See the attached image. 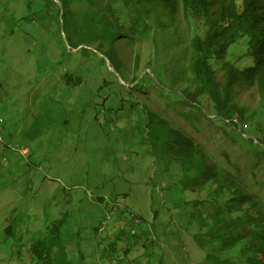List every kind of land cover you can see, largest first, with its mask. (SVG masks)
Wrapping results in <instances>:
<instances>
[{
  "label": "rangeland",
  "instance_id": "374dc122",
  "mask_svg": "<svg viewBox=\"0 0 264 264\" xmlns=\"http://www.w3.org/2000/svg\"><path fill=\"white\" fill-rule=\"evenodd\" d=\"M204 30L160 0H0V264L253 263L218 180L264 201V154L190 102ZM248 41L228 50L241 69Z\"/></svg>",
  "mask_w": 264,
  "mask_h": 264
},
{
  "label": "trees",
  "instance_id": "16d2710c",
  "mask_svg": "<svg viewBox=\"0 0 264 264\" xmlns=\"http://www.w3.org/2000/svg\"><path fill=\"white\" fill-rule=\"evenodd\" d=\"M174 15L183 6L188 20L199 21L204 33L195 32L190 43V102L200 108H211L221 122L236 128L238 137L248 142L257 157L264 154V0H222L219 12L216 0H160ZM130 17L131 13H125ZM120 21L121 18L119 19ZM121 27H125L120 24ZM136 27V24L134 23ZM245 37L249 38V50L255 58L248 69H241V59H227L228 50ZM221 69V80L216 70ZM245 85L257 90L260 105L253 110L242 106L238 98V86ZM257 120L259 136L244 126ZM246 125V124H245ZM248 125V124H247ZM249 127V125H248ZM241 129V131H239ZM250 135V136H248ZM220 190L226 196L227 211L222 213L221 224L237 233L239 244L253 249L251 264H264V201L252 194L237 179L225 171L219 178ZM38 245H40L38 243ZM37 245L32 249H37ZM237 255L236 264L240 262Z\"/></svg>",
  "mask_w": 264,
  "mask_h": 264
},
{
  "label": "built area",
  "instance_id": "2783aa9c",
  "mask_svg": "<svg viewBox=\"0 0 264 264\" xmlns=\"http://www.w3.org/2000/svg\"><path fill=\"white\" fill-rule=\"evenodd\" d=\"M3 124H4V121H3V120H0V144L3 143V137H2V133H3ZM132 233H135V231H133Z\"/></svg>",
  "mask_w": 264,
  "mask_h": 264
},
{
  "label": "water",
  "instance_id": "95a60500",
  "mask_svg": "<svg viewBox=\"0 0 264 264\" xmlns=\"http://www.w3.org/2000/svg\"><path fill=\"white\" fill-rule=\"evenodd\" d=\"M156 81L158 82V80L156 79Z\"/></svg>",
  "mask_w": 264,
  "mask_h": 264
}]
</instances>
